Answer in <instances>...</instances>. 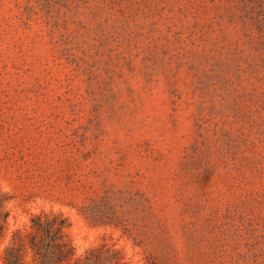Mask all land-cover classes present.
<instances>
[{
  "label": "rangeland",
  "instance_id": "374dc122",
  "mask_svg": "<svg viewBox=\"0 0 264 264\" xmlns=\"http://www.w3.org/2000/svg\"><path fill=\"white\" fill-rule=\"evenodd\" d=\"M0 191V264L41 212L77 258L264 264V0H0Z\"/></svg>",
  "mask_w": 264,
  "mask_h": 264
},
{
  "label": "trees",
  "instance_id": "16d2710c",
  "mask_svg": "<svg viewBox=\"0 0 264 264\" xmlns=\"http://www.w3.org/2000/svg\"><path fill=\"white\" fill-rule=\"evenodd\" d=\"M6 201L0 191V238L8 217ZM82 215L91 224L117 227L110 217L96 211L84 210ZM29 224V231L13 233L3 253V264H128L114 245L103 244L75 257L65 233L69 222L60 214L41 212L32 216Z\"/></svg>",
  "mask_w": 264,
  "mask_h": 264
}]
</instances>
